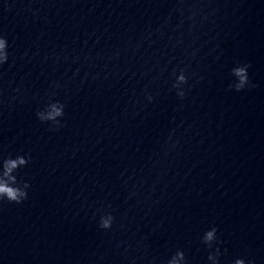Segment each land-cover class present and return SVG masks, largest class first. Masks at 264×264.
I'll list each match as a JSON object with an SVG mask.
<instances>
[{
	"label": "water",
	"instance_id": "95a60500",
	"mask_svg": "<svg viewBox=\"0 0 264 264\" xmlns=\"http://www.w3.org/2000/svg\"><path fill=\"white\" fill-rule=\"evenodd\" d=\"M0 34V155L31 157L0 264H206L211 226L221 264H264V0H0ZM237 64L254 87L229 88Z\"/></svg>",
	"mask_w": 264,
	"mask_h": 264
},
{
	"label": "clouds",
	"instance_id": "9594fccd",
	"mask_svg": "<svg viewBox=\"0 0 264 264\" xmlns=\"http://www.w3.org/2000/svg\"><path fill=\"white\" fill-rule=\"evenodd\" d=\"M9 43L7 38L0 34V67L4 66L9 60ZM248 64H237L230 70L232 83L229 88L235 92H241L246 88L254 87L249 81ZM188 72L186 67L178 70L174 69L171 74V88L175 91L178 99L183 100L186 95V86L188 85ZM145 100L151 104L153 96L145 93ZM65 105L59 100H49L40 109L35 112V117L40 123H47L53 129L61 127V121L64 117ZM31 162V157L27 153H18L16 155H0V203L20 205L28 198L30 183L19 177V170L25 168ZM114 217L111 213H104L99 216L98 228L102 231H108L112 228ZM199 243L208 250L206 264H221V249L219 247V237L217 228L211 226L205 230L199 237ZM215 245V247H214ZM167 264H188L184 251L177 249L167 260ZM232 264H251L246 258L237 257Z\"/></svg>",
	"mask_w": 264,
	"mask_h": 264
}]
</instances>
